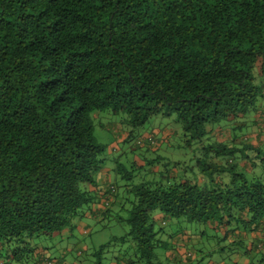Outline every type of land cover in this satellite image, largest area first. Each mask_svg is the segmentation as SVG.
<instances>
[{"label": "trees", "instance_id": "1", "mask_svg": "<svg viewBox=\"0 0 264 264\" xmlns=\"http://www.w3.org/2000/svg\"><path fill=\"white\" fill-rule=\"evenodd\" d=\"M100 112L125 142L174 117L203 155L135 183L105 170ZM115 210L127 234L83 264H212L208 232L264 264V0H0V264H55L50 239Z\"/></svg>", "mask_w": 264, "mask_h": 264}, {"label": "rangeland", "instance_id": "2", "mask_svg": "<svg viewBox=\"0 0 264 264\" xmlns=\"http://www.w3.org/2000/svg\"><path fill=\"white\" fill-rule=\"evenodd\" d=\"M93 118L96 142L105 147V170H113L112 168L116 167V162L119 160L129 169L135 163L144 166L142 169L132 167V169H135V183L145 179L151 171L164 168V165L169 169L175 162L181 163V168L187 165L195 166L196 158L203 155V144L195 143L187 145L188 138L184 135L181 125L175 121L174 117L163 115L153 117L144 127L136 130L132 139L126 142L125 139L128 136V131H131V128L127 124H124L125 116L113 115L111 112H100L93 114ZM254 131L257 132L258 128H254ZM152 138L154 141L150 142L149 139ZM150 145L154 151L150 149V152H147L146 149ZM145 158L150 160L159 158L160 161L152 165L153 167L146 166ZM122 184L124 183L121 182L119 188ZM116 212V210L113 212L112 216L109 217L110 221H107L105 225L102 218H99L101 221L100 224L93 223L90 220L85 221V223L90 224L91 229H88L87 233L79 237L80 244L82 245H78L77 249L70 250V255L72 254L71 256L74 259L68 260L66 264L84 263L85 258H87V253L85 255H78L77 250L79 248L87 247L89 250H95L104 244L110 243L113 239L124 237L127 234L128 227L126 224L117 222ZM208 235L212 238H203L199 247L202 250H208V253H212V264H229L230 259H232L231 256L234 258V255L230 248L227 249L228 245L226 241H220L223 238L218 233L211 234L208 232ZM214 236L218 237L213 238ZM53 241L55 240L50 239V242H47V245H51L49 249L52 254H54L53 251L57 247H61L62 245L60 243L58 246H52L56 244ZM63 245L66 247L64 242ZM73 247L76 246L73 245ZM119 247L118 245L110 246V254L107 256L108 259L112 257L115 251H118ZM201 264H209V261L206 263L202 262Z\"/></svg>", "mask_w": 264, "mask_h": 264}, {"label": "crops", "instance_id": "3", "mask_svg": "<svg viewBox=\"0 0 264 264\" xmlns=\"http://www.w3.org/2000/svg\"><path fill=\"white\" fill-rule=\"evenodd\" d=\"M84 228L85 227H83V225H81L80 228L72 236L69 234H66L64 236L63 240L57 241L55 245H52V246H58L60 243H62L61 247H64L63 242L66 244V247H64V248L57 247L56 250L53 251L54 254H52L49 250L50 254L48 256L55 258V260H54L55 264H66L68 260L74 259L73 256H71L72 254L70 255V250L72 251L74 249H77L78 245H82V244H80L79 237L81 235H84V233H85V231H83ZM73 245H75L76 247H73ZM50 246L48 245L49 248H50ZM59 248H60V250H59ZM79 249L84 250V249H86V247L79 248ZM107 264H120V263L118 261L112 259Z\"/></svg>", "mask_w": 264, "mask_h": 264}]
</instances>
